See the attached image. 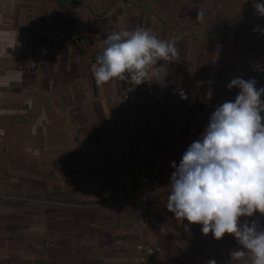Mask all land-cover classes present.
I'll return each mask as SVG.
<instances>
[{"label":"crops","instance_id":"0c3cea01","mask_svg":"<svg viewBox=\"0 0 264 264\" xmlns=\"http://www.w3.org/2000/svg\"><path fill=\"white\" fill-rule=\"evenodd\" d=\"M254 3L0 0V264H245L230 257L242 247L232 234L214 238L167 209L170 184L139 203L101 208L1 196L90 202L169 182L172 162L203 131L191 119L206 100L210 113L234 100L239 89L226 85L235 77L260 87L254 63L264 58V34L252 26L264 15ZM136 27L179 36L175 60H158L139 84L97 83L91 65L106 35ZM129 91L134 111L122 97ZM129 137L150 170L143 183L131 180ZM259 214L251 217L264 226Z\"/></svg>","mask_w":264,"mask_h":264},{"label":"clouds","instance_id":"9594fccd","mask_svg":"<svg viewBox=\"0 0 264 264\" xmlns=\"http://www.w3.org/2000/svg\"><path fill=\"white\" fill-rule=\"evenodd\" d=\"M254 8L264 15V0H255ZM202 15L199 11L197 18ZM179 38L165 40L144 27L111 32L91 65L93 77L97 83L148 80V68L158 60H175ZM233 86L239 89L234 100L216 106L199 137L172 162L166 207L180 220L200 223L214 238L232 234L242 246L230 252L232 260L264 264V226L240 219L264 215V86L242 77L226 85Z\"/></svg>","mask_w":264,"mask_h":264},{"label":"built area","instance_id":"2783aa9c","mask_svg":"<svg viewBox=\"0 0 264 264\" xmlns=\"http://www.w3.org/2000/svg\"><path fill=\"white\" fill-rule=\"evenodd\" d=\"M264 24L256 25L254 24L252 26V31L256 34H264ZM28 68L30 66H27ZM255 71L258 74L259 77V84L260 86H264V58L256 61L254 63ZM123 99L126 100L127 105L129 109L136 110L138 107V104L135 99V95L132 91L126 92L123 94ZM264 98V96H262ZM209 103L210 100H206V106L198 113L197 117H192L191 121L193 124L199 126L201 129H204L207 125V117L210 114L209 109ZM130 144L134 142L131 137L127 139ZM130 152L135 158V163L131 166V180L134 183H143L146 181L150 174V170L144 169L140 166V160L136 153V145H130ZM119 159H122L121 157ZM170 184V181L164 184H160L159 186L153 187L151 189H148L146 191H139L135 194H120L117 196V198L114 199H98L95 201L90 202H79V201H67V200H60V199H50V198H43V197H31V196H25V195H13V194H3L1 197L5 199H13V200H21V201H28L32 203L37 204H43V205H53V206H59V207H113L116 205L124 204V203H139L141 200H143L147 195L153 194L163 187ZM259 217H264V215L259 214ZM254 220L253 217H250L247 221L251 222ZM48 245V242H46ZM140 247L145 252H154L159 250V246L153 244V243H143L140 245Z\"/></svg>","mask_w":264,"mask_h":264}]
</instances>
